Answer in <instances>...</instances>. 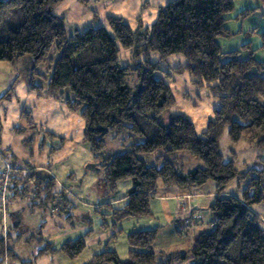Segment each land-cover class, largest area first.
<instances>
[{"label":"trees","instance_id":"obj_1","mask_svg":"<svg viewBox=\"0 0 264 264\" xmlns=\"http://www.w3.org/2000/svg\"><path fill=\"white\" fill-rule=\"evenodd\" d=\"M64 1L0 0V61L30 59L33 76L39 75L38 66L48 62L47 92L61 96L68 89L72 93L73 98L65 104L85 121L84 141L101 175L104 194L114 192L122 180L131 181L124 205L109 208V216L116 224L150 216V201L159 184L187 190L212 181L217 193L209 206L212 229L201 232L187 252L168 254L161 260L162 253L153 250L157 230L134 231L127 235L130 250L125 260L105 248L86 264H175L188 256L193 264H264V229L251 209L264 201V171H256L258 177L251 175L254 170L239 173L219 149L225 130L231 143L245 139L264 149V75H260L264 63L252 58L242 61L238 51L225 54L228 59L222 62L217 44L218 37L229 35L225 15L236 0H173L160 10L151 31L133 32L121 18L107 17V27H89L71 36L63 18L52 13ZM261 38L264 40V33ZM131 48L134 59L123 65L119 52ZM53 50L58 53L55 61L50 58ZM152 52L160 60L182 55L192 81L208 87L218 99L219 107L201 136L186 118L164 119L174 100L163 78L154 77L158 63L147 59ZM141 54L146 58L139 63L136 60ZM253 69L258 73L251 72ZM32 79L29 88L41 89ZM162 117L165 122L160 121ZM97 128H107L106 134ZM108 134L132 142L122 152L106 156ZM179 155L199 165L184 171L177 162ZM18 176L11 172L9 177V201L27 197L29 210L57 202L52 178H40L29 168L23 177ZM244 178L250 180L239 198L223 195L228 183ZM32 184L35 196L29 191ZM15 236L0 234V264L7 255L19 264H32L18 259ZM9 241L13 245L8 248ZM37 244L35 257L62 253L75 259L85 249L83 238L59 248L41 238Z\"/></svg>","mask_w":264,"mask_h":264},{"label":"rangeland","instance_id":"obj_2","mask_svg":"<svg viewBox=\"0 0 264 264\" xmlns=\"http://www.w3.org/2000/svg\"><path fill=\"white\" fill-rule=\"evenodd\" d=\"M170 1L173 0H66L57 5L52 13L53 15L63 18L68 36H71L74 31H84L89 27H107V17L121 18L133 32L138 30L143 32L151 31L160 10L164 9ZM225 20L224 26L228 30L229 35L217 38V44L223 54L221 58L222 62L228 59V55L225 54L231 51H238V59L242 61L252 58L264 63V40L261 38V34L264 33V2L261 0H236L232 11L225 15ZM134 55V48L128 50L121 49L119 52L120 62L123 65L131 64ZM57 56L58 53L55 50L50 54V58H52L53 61L56 60ZM145 58V55L141 54L136 61L142 63ZM147 59L151 63H158V71L154 73V77L163 78L168 84L173 96L174 104L166 111L164 119L177 115L186 118L194 125L197 135L201 136L205 131L208 121L213 118L214 110L219 107L218 99L211 93L208 87L205 85H198L192 81V77L189 75L188 71L184 69L186 61L182 55H173L165 60H160L158 54L152 52L149 53ZM49 67L50 64L48 62L42 66L43 70H47ZM251 72H254V74L258 73L255 69ZM260 75H264V72H261ZM134 82L135 80L133 83ZM66 92L72 94L68 89ZM164 119L162 117L160 118V121L165 122ZM130 142H132V140H127L124 136L112 139L111 134H108L105 137L106 156H112L122 152L123 147ZM219 149L224 160H232L235 169L239 173L254 170L251 172V175L258 177L260 175L256 171H264V149H260L255 145L248 143L245 139H241L236 144L231 143L228 138L227 130L224 131L223 136L219 141ZM177 162L178 165L182 163L181 167L183 166L184 171H188L190 168H193V166L195 167L199 165L196 161L197 165L193 160L190 161L187 157L180 155ZM3 164V175L6 170V176L10 177L12 172L11 166L5 159ZM87 167L88 165L85 166L86 171L90 172V168ZM95 174L98 179L96 186H87L88 188L84 190V194H80L82 199H85L89 203L91 201L98 203V198L99 203L105 204L110 202V200H108L110 198L123 196H121V192L124 190H122L119 185L111 194H104V189L99 183L101 175L99 172ZM249 180V178L233 180L226 185L224 192L229 195L240 197L242 191L247 187ZM262 180H264V174H262ZM32 187L33 184L29 188V191H31L32 196H35L34 192H32ZM193 189L203 196L201 198L193 197V206L197 210L196 213L194 212L189 215L184 221L185 223L183 222L184 225L181 222V235L184 234L186 228H189V226L192 227L193 222H203V231H210L212 229V227L209 226L212 218L208 207L213 203L217 196L216 184L209 181L200 187H193ZM87 194H89V196H87ZM8 203L7 190V206ZM21 203L22 202L18 201L16 204L21 205ZM123 205L124 203L118 205L117 208H121ZM175 205L170 211L164 210L162 206L160 209L161 213H163V217H156V221L150 219L151 224L149 226L150 228L154 227L151 230H157L155 242H158L157 245L162 248L160 251H163L164 254L176 253V250L179 248L178 246L170 247L174 244V233L172 234V232L176 228L175 222L169 221V214H176V212H179ZM60 206L61 204L54 200L53 202L50 201L46 203L42 207L29 210L25 206V203H23L18 218V221L22 223V226L21 228H17V232H15L19 235H14L15 237L13 238V240L17 241L14 244V251L20 261H31L32 264H86L95 254L103 251L102 248L108 241V246L111 245V240L115 239H112V237H116V234L118 233L117 229H115L116 226H118V230L123 229V232L126 233L125 237L121 235V237L119 238L118 236L116 240V251L119 258H121L123 257V248H125V250L128 249L127 235L131 232L139 231L135 229L128 230L126 222L131 218L125 219V223L123 222L125 220H122L116 224L112 217L108 216L110 215V209L114 208L109 205L107 207H102L107 209L104 212L108 213L107 216L109 218L106 219L104 218L105 216L102 217L103 212L101 211V207L100 209H95L90 214H87L88 208L80 206L78 209L77 204H75V212L72 207H69L66 210V213L63 209L62 212V207ZM166 207H168V205H166ZM251 209L260 219L259 226L264 229V201L252 205ZM51 211L63 213V219L56 217ZM66 214H68V216ZM191 216L195 218L190 219ZM196 216H200V218H196ZM179 217L183 218V215L179 214ZM7 218L8 209L5 219L3 221L2 218L0 219V222L2 223L1 225L7 222ZM101 218H103V221ZM133 218L136 219L138 217ZM142 218V220H145V217ZM146 218H148V216ZM119 224H121V227ZM3 227L4 226H2L1 234L3 237L7 238L9 235V228L5 230ZM137 227H143L145 229L140 223ZM107 234H110L108 239ZM40 238L44 242L53 244V247L55 248H59L67 241H74L83 238L85 241V249L75 259H69L62 253H57L54 256H41L35 258L38 245L37 241ZM10 242L11 241L8 243V248L11 244L13 245V242ZM53 257H55L54 260H52ZM165 258L166 256H164L163 259ZM192 261L194 262L192 259L191 261L188 260L185 262L189 263ZM11 262V258L7 255L3 263L11 264Z\"/></svg>","mask_w":264,"mask_h":264},{"label":"crops","instance_id":"obj_3","mask_svg":"<svg viewBox=\"0 0 264 264\" xmlns=\"http://www.w3.org/2000/svg\"><path fill=\"white\" fill-rule=\"evenodd\" d=\"M42 66L37 67L39 75L33 76V67L30 59H21L13 63L0 61V186L3 182V161L5 159L11 166L13 174H19L18 177H23L29 168V170L32 169L37 172L40 178L44 176L52 178L55 182L54 191L57 194V202L61 204L62 212L64 210L66 213L69 207H72L75 212V204H77L78 209L80 206L88 208L87 214L103 206L107 207L109 205L117 208L118 205L126 201V194L131 188L130 180L118 182L117 186L119 185L124 190L121 192V196H123L110 198L108 199L110 200L109 203L101 204L98 198V203L93 201L89 203L81 198L80 194L82 193L83 195L85 189L89 186H96L98 179L95 173L99 172L93 167H89L90 172L86 171L85 168L87 165L94 164L89 145L84 141L83 137L86 124L78 114L72 113L65 104V101L73 98L72 94H69L66 90L62 92L61 96H53L47 92L45 78H48L49 73H47L48 69L43 70ZM32 77L34 84L41 89L31 90L29 88L28 82ZM17 128L21 129V131L17 132ZM193 162L196 164L195 161ZM7 184L9 187V177H7ZM18 188H20V185H18ZM223 195L239 198L236 195H229L225 192H223ZM9 196L10 194H8V201ZM202 196L193 188L181 190L176 187L159 184L156 195L150 201L151 215L148 218L145 217V220H142V217H138L136 219L139 220L131 218L127 222L126 220L123 222L127 223L128 230H151L154 227L150 228V219L156 221V217H163L160 208L163 206L164 210L170 211L176 203L175 207L179 212L169 214V221H174L176 228L172 232V234L174 233V244L170 247L178 246L176 253H184L190 250L198 235L203 232L204 224L203 222H193L192 227L186 228L184 234L181 235V222L183 224L190 214L196 213L197 209L193 206V197L201 198ZM18 201L22 202L21 205L16 204ZM28 201L29 198L27 197L9 201L7 222L3 225L0 222V234L2 233V226H4L5 230L9 228L8 232L11 236L16 235V227L19 226L18 228H21L22 226V223L18 221L19 211L22 210L23 203H25L27 208L29 207ZM106 210L105 207L101 209L103 212L102 217L105 216V219L109 218V215L107 216L108 213L104 212ZM51 212L58 218L64 217L61 212ZM179 214H182L183 218L179 217ZM66 215L68 216V214ZM101 219L103 221V218ZM212 222L210 221V227H213ZM139 223L145 229L137 227ZM119 225L121 227V224ZM115 229L118 232L116 237H114L115 239L112 238L114 240H111L110 246H108V241L102 250L107 248L118 256L115 246L116 240L118 236L119 238L121 235L125 237L126 233L123 232V229L118 230V226ZM109 235L107 234V239ZM157 243V241L154 243L153 250L160 254L162 253L160 258L164 260V256L168 254L160 251L162 248L158 247ZM127 248L122 250L123 257L119 258L122 261L128 257L129 245H127ZM191 259L193 260L191 256H188L184 261L176 264H193V261L185 262L191 261ZM11 264L19 263L12 261Z\"/></svg>","mask_w":264,"mask_h":264},{"label":"built area","instance_id":"obj_4","mask_svg":"<svg viewBox=\"0 0 264 264\" xmlns=\"http://www.w3.org/2000/svg\"><path fill=\"white\" fill-rule=\"evenodd\" d=\"M6 175L7 174H6V170H5V173L3 175V182L1 183V186H0V212H1L2 221L5 219L7 209H8V206L6 205L7 188H8ZM193 218H195V217L191 216L190 219H193ZM196 218H200V216H196Z\"/></svg>","mask_w":264,"mask_h":264},{"label":"water","instance_id":"obj_5","mask_svg":"<svg viewBox=\"0 0 264 264\" xmlns=\"http://www.w3.org/2000/svg\"><path fill=\"white\" fill-rule=\"evenodd\" d=\"M137 88H138V86H137ZM97 131L98 132H100L101 134H106V132H107V128H97ZM94 168L95 167V164H90L87 168Z\"/></svg>","mask_w":264,"mask_h":264}]
</instances>
